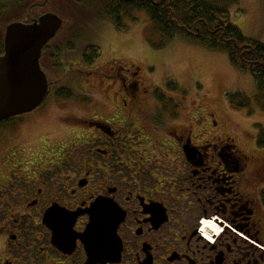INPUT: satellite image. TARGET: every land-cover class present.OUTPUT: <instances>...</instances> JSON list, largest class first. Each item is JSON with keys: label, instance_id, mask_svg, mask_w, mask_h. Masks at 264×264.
<instances>
[{"label": "flooded vegetation", "instance_id": "1", "mask_svg": "<svg viewBox=\"0 0 264 264\" xmlns=\"http://www.w3.org/2000/svg\"><path fill=\"white\" fill-rule=\"evenodd\" d=\"M60 50L41 55L46 78ZM132 66L111 68V99L47 78L39 107L0 121V264H264V161L239 149L238 124L192 117L191 130L185 98ZM73 106L84 133L30 150V127Z\"/></svg>", "mask_w": 264, "mask_h": 264}, {"label": "rangeland", "instance_id": "2", "mask_svg": "<svg viewBox=\"0 0 264 264\" xmlns=\"http://www.w3.org/2000/svg\"><path fill=\"white\" fill-rule=\"evenodd\" d=\"M14 2L0 0V4L6 5L9 11ZM9 11L8 18L11 16ZM31 11L29 15L32 18L49 13L56 15L62 22L61 29L48 46L51 49L58 45L63 51L58 52L57 58L43 60L49 83L64 85L86 97V94H90L93 99H111L113 91L117 89V85L108 79L113 75L111 68L115 65L124 68L134 65L131 68L143 70V74L142 71L140 74L144 80L150 78V83L154 85L152 89L159 86L165 89L164 93H172L170 97L173 99L185 98L189 120L185 122L192 127L191 130L197 128L192 117L209 119L213 115L219 122L217 130L235 131L238 124L236 143L239 149L246 154L255 153L264 161V148L253 150L257 131L260 132L257 142L264 138V111L256 101L254 79L250 74L234 69L226 53L210 51L179 38L168 42L155 31L153 23L143 12L135 11L124 19L123 24L127 29L119 32L109 21L98 19L92 10L85 7L78 9L70 0L36 1ZM229 12L231 23L244 37L264 44V0H236L235 4L229 6ZM19 22H26V18ZM162 43L164 47H156ZM89 46L98 48L99 55L95 59L85 53L86 60L95 59L90 65H85L81 55ZM105 89L107 92L104 93ZM236 93L249 99V108L237 110L230 104L227 97ZM84 96L76 97L78 102L70 104H81L85 108ZM77 110L74 106L70 109H48V117L41 125L31 126L28 130L30 150L41 137L59 140L73 132H77V135L84 133L85 130L80 129L83 124L71 119L73 115H82ZM83 111L86 118L93 113Z\"/></svg>", "mask_w": 264, "mask_h": 264}, {"label": "trees", "instance_id": "3", "mask_svg": "<svg viewBox=\"0 0 264 264\" xmlns=\"http://www.w3.org/2000/svg\"><path fill=\"white\" fill-rule=\"evenodd\" d=\"M40 0H15L11 10L0 4V57L4 54V33L6 27L26 18L35 2ZM80 8L92 10L98 19L107 20L119 32L126 31L124 19L133 12L146 13L156 32L168 42L177 38L210 51L226 53L231 66L237 71L250 74L257 91L256 101L264 111V44L246 38L231 23L229 6L236 0H70ZM34 3V4H33ZM33 4V5H32ZM32 5V6H31ZM10 18H8V12ZM32 12V11H31ZM23 17V18H22ZM11 18H15L10 21ZM165 44L156 46L164 47ZM47 48L44 50L46 51ZM98 58L99 50L89 46L84 54ZM90 62L91 60H86ZM172 87V86H171ZM58 97L69 98L68 91H61ZM237 110L249 108V99L240 93L227 97ZM264 147V138L258 141Z\"/></svg>", "mask_w": 264, "mask_h": 264}, {"label": "water", "instance_id": "4", "mask_svg": "<svg viewBox=\"0 0 264 264\" xmlns=\"http://www.w3.org/2000/svg\"><path fill=\"white\" fill-rule=\"evenodd\" d=\"M61 26L56 15L47 13L30 24L14 22L6 27L0 57V121L29 113L45 99L48 84L39 60ZM91 233L89 226L86 238Z\"/></svg>", "mask_w": 264, "mask_h": 264}]
</instances>
